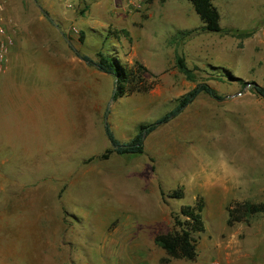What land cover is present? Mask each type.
<instances>
[{
  "label": "rangeland",
  "instance_id": "rangeland-1",
  "mask_svg": "<svg viewBox=\"0 0 264 264\" xmlns=\"http://www.w3.org/2000/svg\"><path fill=\"white\" fill-rule=\"evenodd\" d=\"M213 3L223 33L201 32L187 0H5L0 264H264V212L227 223L234 203L264 204V100L248 86L264 87V0ZM100 53L142 64L152 88L115 100L114 76L83 59ZM201 83L222 100L200 94L144 154L100 158L105 123L128 142ZM200 198L196 260L165 262L155 237Z\"/></svg>",
  "mask_w": 264,
  "mask_h": 264
},
{
  "label": "trees",
  "instance_id": "trees-1",
  "mask_svg": "<svg viewBox=\"0 0 264 264\" xmlns=\"http://www.w3.org/2000/svg\"><path fill=\"white\" fill-rule=\"evenodd\" d=\"M189 1L197 15L200 17L204 26L201 28L203 33H223L224 28L220 25L221 15L214 0H187ZM49 17V13L45 12ZM83 37V36H82ZM83 59L96 66L101 72L114 76L116 79V92L114 99L121 98L136 92H148L152 86L147 83L144 75L147 68L140 63H136L134 68H129L126 64H120L111 59L106 54H99L97 61L84 56ZM178 68L190 80L194 79L192 71L187 67L183 57L176 58ZM253 91L264 100V87L257 85ZM205 93L215 99L222 100L217 91L206 83H201L194 89L179 99L177 107L158 119L150 125L140 126L138 133L128 142H121L116 138L111 126L105 123L104 129L107 138L110 141L111 148L107 149L100 158L108 160L113 154L117 155H140L145 153L144 137L155 131L159 126L170 122L176 118L182 110L190 105L200 94ZM163 199H182L185 196L183 188H178L169 193L161 191ZM205 201L200 198L194 205H185L181 207L178 214L173 215V229L165 234H159L155 237L157 246L165 250L167 258L165 262L172 260L195 261L198 256V240L206 231L204 222ZM264 212V204L256 205L250 202H236L229 209L228 225L240 223L248 220L250 217Z\"/></svg>",
  "mask_w": 264,
  "mask_h": 264
},
{
  "label": "built area",
  "instance_id": "built-area-1",
  "mask_svg": "<svg viewBox=\"0 0 264 264\" xmlns=\"http://www.w3.org/2000/svg\"><path fill=\"white\" fill-rule=\"evenodd\" d=\"M5 0H0V69L8 60L15 46L14 34L9 30L4 18Z\"/></svg>",
  "mask_w": 264,
  "mask_h": 264
},
{
  "label": "water",
  "instance_id": "water-1",
  "mask_svg": "<svg viewBox=\"0 0 264 264\" xmlns=\"http://www.w3.org/2000/svg\"><path fill=\"white\" fill-rule=\"evenodd\" d=\"M257 85H258L257 83H248L249 87H254V86H257Z\"/></svg>",
  "mask_w": 264,
  "mask_h": 264
},
{
  "label": "crops",
  "instance_id": "crops-1",
  "mask_svg": "<svg viewBox=\"0 0 264 264\" xmlns=\"http://www.w3.org/2000/svg\"><path fill=\"white\" fill-rule=\"evenodd\" d=\"M105 131V130H104Z\"/></svg>",
  "mask_w": 264,
  "mask_h": 264
}]
</instances>
